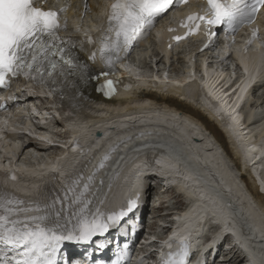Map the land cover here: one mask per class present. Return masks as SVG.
I'll use <instances>...</instances> for the list:
<instances>
[{"label":"bare ground","instance_id":"1","mask_svg":"<svg viewBox=\"0 0 264 264\" xmlns=\"http://www.w3.org/2000/svg\"><path fill=\"white\" fill-rule=\"evenodd\" d=\"M65 2L69 4L71 1L58 0L57 4L60 6ZM74 4L76 6V3ZM195 5L191 2L189 7ZM76 11L77 8L72 9V5L69 4L65 15L75 16ZM75 18L77 19L76 16ZM260 18L259 16L250 30L260 26ZM155 32L163 43L166 33L162 31V26ZM201 38L205 43L211 41V38L201 34L194 37L193 42ZM148 40L142 44L147 45ZM142 44L139 45L140 48ZM189 44L193 43L185 41L176 47V50L186 48ZM259 44L256 42L254 46L258 47ZM139 47L136 48L135 54L139 59H143L149 52ZM202 48L203 46L199 44L183 55L184 62L181 61L183 67L177 77H168L165 71L157 68V64L154 70L145 67L148 70L145 71L141 67L138 73L130 69L134 83L127 84L124 88L115 86V93L109 96L97 90L104 77L100 76L99 80L89 78L102 73L103 70L96 68L89 59L88 52L81 50L76 52V59L86 67L80 69L83 78L78 73L72 80L76 87L70 86L68 90L69 102L77 114L83 115L84 112L87 116L84 115V120L80 116L69 121L66 126L71 128L70 134L84 135L82 142L88 149L99 148L93 152V156L126 136L132 137L121 141L119 145L125 154L128 151L124 146L133 143L134 137L145 144L148 143L149 137L154 138L156 143L151 142L146 151L154 153L157 151L155 147L158 146L164 148L165 152L160 153L154 165L149 164V167L144 168L164 174L168 183L174 185L172 188L175 194H181L179 197L185 199L186 206L182 213L174 215L177 216L174 223L179 237L182 238L181 234L191 233L193 237L199 235V239L202 238L201 232L206 237L212 236L209 237L213 239L212 243L220 244L218 256L212 259L214 264H264V76L257 78V82H263V87L260 91L255 90L256 84L251 85L248 81L254 73L248 72L242 77H231L229 72L216 69L218 59L206 65L212 53L194 56ZM230 48L223 49L222 52L235 50L234 60L238 59L245 68L250 62V56L258 57V52L251 54L252 49L243 52L239 45ZM159 50L165 54L168 63L171 53L165 46L159 47ZM263 52L264 50H261L260 57ZM261 59L264 61V56ZM138 62L140 64L142 60ZM154 81L157 82L155 87ZM99 101L103 104L95 110L94 107H89ZM168 107H173L182 114H189L193 119L180 115ZM194 119L202 122L218 145L201 132ZM94 124L102 129L101 139L89 136L91 130L89 125ZM137 124H144V130L155 133L134 135L138 129ZM255 131L257 132L253 134ZM46 138L51 137L46 135ZM200 138L201 141L196 140ZM146 151L137 152V155L129 152L133 160L126 161L119 172L109 170L110 161L96 172L90 196L93 199L91 205L93 210L101 205L100 199H104L105 205H109L133 196L140 189L138 182L141 178L147 183L148 179H143L144 175L137 172L142 168L140 163L144 160ZM47 154L49 153L37 155ZM81 164L80 155L76 154L64 155L56 159V162L39 160L37 169L32 167L26 171L37 175V182L9 185L24 194L18 198L25 202L24 206H43L58 196H63L65 190L78 176L85 177L81 182L82 189L86 178L97 167L87 171L79 170ZM158 165L172 170H162ZM50 171L54 173L49 174ZM108 172L110 176L107 175ZM138 175L141 178H137ZM101 180L103 185L100 184ZM165 190L167 194L170 191ZM150 195L148 191L145 201ZM171 199L172 195L169 201ZM218 209H221L222 213ZM214 238L218 241L223 240L218 242ZM197 240H192L190 247L193 248ZM210 252L209 257L215 249H209L208 253ZM205 262L207 264L208 259H205Z\"/></svg>","mask_w":264,"mask_h":264},{"label":"snow or ice","instance_id":"2","mask_svg":"<svg viewBox=\"0 0 264 264\" xmlns=\"http://www.w3.org/2000/svg\"><path fill=\"white\" fill-rule=\"evenodd\" d=\"M187 2L115 0L110 6L106 32L99 41V58L105 70L89 78L99 80L100 76L115 75L116 64L123 62V57L133 45L143 39L166 13ZM206 3L203 15H189L187 22L182 24L187 34L197 31L200 22L219 27L225 33L235 32L240 26L253 23L257 13L264 9V0H206ZM40 4L41 0H0V86L7 83L8 77L23 76L56 93L66 85L76 87L70 77L79 73L83 78L80 69L86 65L62 46L70 42L58 35L61 27L59 13L66 9L46 10ZM252 36L255 38L257 32L253 31ZM184 38L179 35L173 37L177 42ZM87 43L92 44L93 40L89 38ZM96 57L97 52L94 51L89 59L95 60ZM116 83L105 79L98 84L97 90L106 96L112 95ZM70 151L74 152L76 148ZM109 159L107 154L103 156L82 184V189L81 182L85 177L78 176L63 196L43 206H24V201L0 191V264H57V253L65 242L91 243L94 236L105 234L127 217L137 206V200H129L127 208L118 213L91 208L93 199L90 196L96 172L103 169ZM100 184L103 185V180ZM105 202L104 199L99 200L101 205ZM218 211L222 213L221 209ZM166 247L167 256L161 264H189L187 244H183L176 253H172L171 244ZM65 264L70 262L65 261Z\"/></svg>","mask_w":264,"mask_h":264},{"label":"rangeland","instance_id":"3","mask_svg":"<svg viewBox=\"0 0 264 264\" xmlns=\"http://www.w3.org/2000/svg\"><path fill=\"white\" fill-rule=\"evenodd\" d=\"M147 46H149V43L147 44ZM192 46V44H189V45H187V49H189L190 47ZM150 47V46H149ZM142 49V48H141ZM150 50L148 51L149 53L147 54V56H148V59H149V57H150V55L151 54H153V51L151 50V48H149ZM178 49H181V48H178ZM183 51H175V54L173 55V59H172V61H173V65L171 66V69H169L168 70V73L170 74V76H175V77H177L176 75L178 74V73H180V70H181V68L183 67V64H182V62H181V59H182V57H183V54L181 55V53H182ZM182 56V57H181ZM140 65H142L143 67H142V70H145V71H148L145 67H144V65L142 64V63H140ZM157 68L159 69V70H161V68H162V66L159 64V65H157ZM173 78V77H172ZM257 131H255L253 134H255ZM152 192H156V190H153ZM169 198V197H168ZM146 206H147V208L149 207V209H151V206L152 207H156V206H158V204L157 203H154L153 202V199H152V195L150 196V198H149V200H148V202H147V204H146ZM165 208H167L168 209V205H165L164 207H162V208H157V209H154V218H153V221L151 222L152 224H154V222L156 221V223L157 222H160L161 221V213L160 212H162V211H164V209ZM219 261V260H218Z\"/></svg>","mask_w":264,"mask_h":264}]
</instances>
